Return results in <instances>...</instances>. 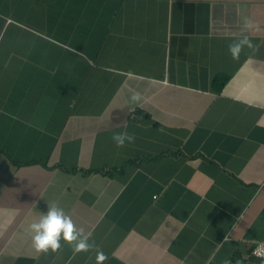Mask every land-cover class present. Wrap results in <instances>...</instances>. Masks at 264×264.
Instances as JSON below:
<instances>
[{
  "label": "crops",
  "instance_id": "1",
  "mask_svg": "<svg viewBox=\"0 0 264 264\" xmlns=\"http://www.w3.org/2000/svg\"><path fill=\"white\" fill-rule=\"evenodd\" d=\"M52 204L104 264H264V0H0V264H96Z\"/></svg>",
  "mask_w": 264,
  "mask_h": 264
},
{
  "label": "clouds",
  "instance_id": "2",
  "mask_svg": "<svg viewBox=\"0 0 264 264\" xmlns=\"http://www.w3.org/2000/svg\"><path fill=\"white\" fill-rule=\"evenodd\" d=\"M253 30L258 31L259 25L254 23L251 18H245L244 31ZM255 47L250 36L242 35L228 45V51L233 60H239L245 49L255 50ZM141 99L139 92H133L130 96V101L133 104H139ZM112 140L118 148H122L126 143L134 142L135 137L127 132L113 133ZM30 232L33 247L37 252L47 253L49 250L57 252L62 247L61 241H64L75 253L94 251L96 264H104L108 260V256L103 250L99 249L94 241L90 242L91 233L86 234L83 228H77L71 216L56 204L50 205L46 214L30 225ZM256 255L264 257V253L259 251ZM225 264H230V262L225 261Z\"/></svg>",
  "mask_w": 264,
  "mask_h": 264
},
{
  "label": "built area",
  "instance_id": "3",
  "mask_svg": "<svg viewBox=\"0 0 264 264\" xmlns=\"http://www.w3.org/2000/svg\"><path fill=\"white\" fill-rule=\"evenodd\" d=\"M262 252L264 253V241H259L252 249V252L251 254L255 257V258H258L260 259L261 261L264 262V257H261V256H258L256 255L257 252Z\"/></svg>",
  "mask_w": 264,
  "mask_h": 264
},
{
  "label": "trees",
  "instance_id": "4",
  "mask_svg": "<svg viewBox=\"0 0 264 264\" xmlns=\"http://www.w3.org/2000/svg\"><path fill=\"white\" fill-rule=\"evenodd\" d=\"M215 81L219 83L221 80H219V78H215L214 82Z\"/></svg>",
  "mask_w": 264,
  "mask_h": 264
}]
</instances>
